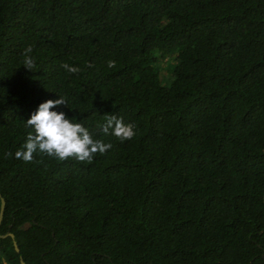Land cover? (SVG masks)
Segmentation results:
<instances>
[{
    "label": "trees",
    "instance_id": "obj_1",
    "mask_svg": "<svg viewBox=\"0 0 264 264\" xmlns=\"http://www.w3.org/2000/svg\"><path fill=\"white\" fill-rule=\"evenodd\" d=\"M60 96L113 147L16 159ZM0 197V264H264V0H0Z\"/></svg>",
    "mask_w": 264,
    "mask_h": 264
},
{
    "label": "clouds",
    "instance_id": "obj_2",
    "mask_svg": "<svg viewBox=\"0 0 264 264\" xmlns=\"http://www.w3.org/2000/svg\"><path fill=\"white\" fill-rule=\"evenodd\" d=\"M33 49L31 46L24 50V67L28 70L35 68V62L31 56ZM115 62L110 61L109 67H114ZM62 67L69 73H79L78 67H73L67 63ZM61 105L68 106L65 97L59 99H49L39 105L38 109L31 114L26 121V127L33 129L27 136L26 142L21 150L15 153V158L24 162H32L34 154H43L48 157L66 161L75 159L79 162L91 163L97 154H104L111 149V143H104L102 140L93 139L89 130L81 123H74L64 112L53 111ZM106 122L102 126L104 134H111L119 141L131 140L135 136V125L125 123L123 118L116 115H107ZM11 156V153H7Z\"/></svg>",
    "mask_w": 264,
    "mask_h": 264
},
{
    "label": "water",
    "instance_id": "obj_3",
    "mask_svg": "<svg viewBox=\"0 0 264 264\" xmlns=\"http://www.w3.org/2000/svg\"><path fill=\"white\" fill-rule=\"evenodd\" d=\"M4 206H5V202H4L3 198L0 197V224L2 221V217H3ZM5 237H10L13 239V235L11 233H8V234L3 235V236L0 235V238H5ZM14 249L16 252H18V248H17L16 243H14ZM20 264H25V263L21 260Z\"/></svg>",
    "mask_w": 264,
    "mask_h": 264
},
{
    "label": "rangeland",
    "instance_id": "obj_4",
    "mask_svg": "<svg viewBox=\"0 0 264 264\" xmlns=\"http://www.w3.org/2000/svg\"><path fill=\"white\" fill-rule=\"evenodd\" d=\"M166 66L168 67V69L171 70V68L173 67V64H172V62H169V63L167 62ZM168 82H163V83L167 84Z\"/></svg>",
    "mask_w": 264,
    "mask_h": 264
}]
</instances>
